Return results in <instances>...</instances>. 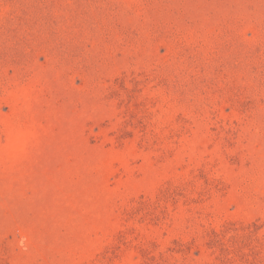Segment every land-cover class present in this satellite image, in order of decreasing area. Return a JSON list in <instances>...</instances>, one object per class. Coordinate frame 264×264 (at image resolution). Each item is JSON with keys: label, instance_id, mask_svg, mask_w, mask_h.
Returning <instances> with one entry per match:
<instances>
[{"label": "rangeland", "instance_id": "obj_1", "mask_svg": "<svg viewBox=\"0 0 264 264\" xmlns=\"http://www.w3.org/2000/svg\"><path fill=\"white\" fill-rule=\"evenodd\" d=\"M0 264H264V0H0Z\"/></svg>", "mask_w": 264, "mask_h": 264}]
</instances>
